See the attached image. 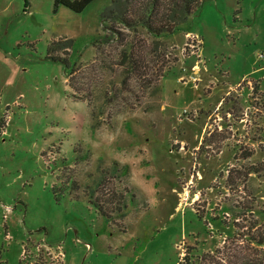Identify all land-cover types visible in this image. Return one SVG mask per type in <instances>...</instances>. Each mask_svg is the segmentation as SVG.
Returning a JSON list of instances; mask_svg holds the SVG:
<instances>
[{"label": "rangeland", "instance_id": "1", "mask_svg": "<svg viewBox=\"0 0 264 264\" xmlns=\"http://www.w3.org/2000/svg\"><path fill=\"white\" fill-rule=\"evenodd\" d=\"M109 4L0 0V264H179L222 245L239 206L264 222V0H203L160 80L117 97L88 65ZM109 80L111 101L93 92Z\"/></svg>", "mask_w": 264, "mask_h": 264}, {"label": "trees", "instance_id": "2", "mask_svg": "<svg viewBox=\"0 0 264 264\" xmlns=\"http://www.w3.org/2000/svg\"><path fill=\"white\" fill-rule=\"evenodd\" d=\"M93 1L54 0V7L63 6L79 13ZM202 2L203 0H110V4L104 9L101 16L103 35L98 36L94 42L96 56L88 65L92 69L99 67L104 71L102 74L114 73L116 77H120L119 83L125 89H119L116 81L109 80L99 88H93L97 89L93 92H102L106 100L111 101L110 86L112 89L118 88L119 92H115L117 97L127 89L131 78L143 79L150 75L159 81L166 68L169 67V63L176 61V58H171L172 50L166 44L165 38L175 31L184 29ZM70 43L68 40L62 43L61 39L53 41L49 45V53L62 49L67 54L66 51L70 48ZM104 47L114 50V56L111 55L112 60L107 59L110 58V53H106L103 50ZM103 53L105 56H100ZM50 58L55 59L53 55ZM98 63L100 65H97ZM74 71L73 68L68 75L72 89H75L71 82ZM95 77L99 79L97 75ZM253 93H259L258 95L263 98L258 83L253 85ZM74 97L88 100L92 106L90 97L82 94L80 88H76ZM114 167L118 171V168L122 166L118 161H115ZM122 170L126 173L129 172L127 165L123 166ZM253 171L258 172L255 169ZM246 173L249 175L251 169L249 168ZM231 178L230 171L228 179L232 180ZM134 197L133 193L131 199L133 200ZM110 199L102 198L91 201L96 204L100 213L107 220L109 214L104 206ZM239 207L243 210L239 213L234 212L236 218V221L232 223L234 231L227 235L222 245L215 247L213 251L201 254L197 253L196 246H188L179 260V264H264V222L257 218H246L245 211L248 208L245 210V207ZM196 213L201 217L198 209ZM223 222L226 223L224 220Z\"/></svg>", "mask_w": 264, "mask_h": 264}, {"label": "built area", "instance_id": "3", "mask_svg": "<svg viewBox=\"0 0 264 264\" xmlns=\"http://www.w3.org/2000/svg\"><path fill=\"white\" fill-rule=\"evenodd\" d=\"M260 57H262V58H263V57H264V55H263V54H260Z\"/></svg>", "mask_w": 264, "mask_h": 264}, {"label": "crops", "instance_id": "4", "mask_svg": "<svg viewBox=\"0 0 264 264\" xmlns=\"http://www.w3.org/2000/svg\"><path fill=\"white\" fill-rule=\"evenodd\" d=\"M186 34H191V32H187ZM195 68V67H194Z\"/></svg>", "mask_w": 264, "mask_h": 264}]
</instances>
